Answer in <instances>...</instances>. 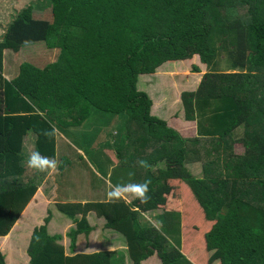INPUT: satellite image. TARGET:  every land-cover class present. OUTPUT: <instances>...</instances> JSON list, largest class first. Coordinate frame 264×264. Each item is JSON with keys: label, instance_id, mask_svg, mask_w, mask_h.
<instances>
[{"label": "trees", "instance_id": "1", "mask_svg": "<svg viewBox=\"0 0 264 264\" xmlns=\"http://www.w3.org/2000/svg\"><path fill=\"white\" fill-rule=\"evenodd\" d=\"M50 2L49 19L25 10L0 38V237L47 172L28 166L23 138H32L41 156H58L57 172L64 176L72 167L68 157L79 156L65 143L56 155L57 139L81 129L86 142L96 140V148L118 156V165L131 173L128 184L151 183L146 203L137 198L56 203L73 225L65 233L70 252L75 237L91 231L86 216L93 211L124 237L131 264L153 254L162 264H193L181 252V218L190 215L183 211L186 195L175 185L181 183L191 191L186 200H195L200 216L213 221L206 242L217 251L219 264H264V0ZM42 42L58 50L56 61L40 69L24 62L13 77H3L4 50ZM194 56L207 72L192 96L183 95L185 118L196 124L195 137L183 139L150 116L151 102L136 83L140 75ZM221 62L233 73L219 71ZM191 73L200 71L193 67ZM100 114L120 116V133L96 134L92 127ZM94 116L97 121L82 131ZM239 127L241 137L233 141ZM235 144L240 156H232ZM196 163L201 178L185 168ZM156 210L161 213L150 220L157 225L141 219ZM48 217L49 212L31 231L28 264H118L109 252L66 255L59 237L46 233Z\"/></svg>", "mask_w": 264, "mask_h": 264}, {"label": "crops", "instance_id": "2", "mask_svg": "<svg viewBox=\"0 0 264 264\" xmlns=\"http://www.w3.org/2000/svg\"><path fill=\"white\" fill-rule=\"evenodd\" d=\"M168 63L164 67H167V70L172 72L175 71L174 69L182 68L183 65L180 64H184L181 62H177L178 65L174 64V62ZM198 69L200 71L199 74H192L191 72H188L184 80H176L175 83H200L203 75L206 72L204 71V69ZM151 75L138 76L137 80L138 82L142 80V83H145L146 80H149L148 78H150ZM173 80H175V77L174 79H171L170 75L165 73L158 81H148V83H172ZM146 94H148L149 96L152 95L149 93ZM154 104L155 103L152 104V110H155V107L160 108V113L158 115L156 114L155 116H157L158 119H161L162 116H164L165 119L163 120L166 122V120H168L169 116L171 115L170 113L168 116H165V114L168 112L164 111L163 107L166 108L167 103L161 98L157 101L156 105ZM167 109L171 110V106H169ZM77 132L79 135L76 134L75 137L77 138V140L79 139L78 137H80L81 141L78 140V144L76 143L75 146L80 148L82 152L81 155H79V158L76 157L77 159L74 158L75 156H73V158L72 156H67L69 158L70 164H72L70 172L63 176L61 174H58L57 170L56 172L54 171L56 174H53L51 170H48L46 172V175L43 176L41 183L36 187L33 196L24 206L8 233L5 236L0 237V254L3 256L4 264H28V257L26 253L22 249H20V245H23V241L29 240V238H23V232L27 230V233L30 236L32 229L41 224V219L47 216V212H49V217L45 228L46 233L49 236L57 235L59 237L57 239V243L63 247L64 253L66 255L109 252L113 253V259L118 264H131V259L128 255L124 237L113 229L106 228L104 226L106 222L105 219L103 217H98L93 211L88 212L86 216L87 222L92 228L91 231L88 234L77 235L74 240L72 251L70 252L68 248L69 239L65 236V233L68 231V229L73 227V225L71 224L69 219H67L64 215L56 210V202L54 204L53 201H48L51 197L50 194L64 195L69 199H71L69 195H72L73 200H68L65 198L66 200L71 202L104 200L107 199V193L111 190L112 186L128 185L129 181L127 182V179L126 181H123V179H121L120 181L116 178V175H114L113 168H116L115 170H118L120 172L121 170H119L120 167H117L119 166V162H116L114 157L108 155L109 151L111 150L100 149L101 152L99 153L98 149L95 146H92V144H89L84 140V136V138H82V136L80 135L82 134L81 129L80 132L79 130H77ZM58 139L64 140L65 144L69 146V152L73 155V146L72 144L66 142L67 138H64V136L61 134L59 135ZM30 140L32 141V150L34 152L33 140L29 136H26L22 141L23 156L25 154L23 153V147H25L27 142ZM64 146L65 145L63 144L60 145L57 140L56 155H59L61 152H63V150H65ZM60 156H63V154ZM29 157L26 156L25 158L28 160ZM54 159L56 160L58 165V156H56ZM75 163H77L78 165H74ZM189 192L191 193V191ZM78 194L84 195V197L78 198ZM47 195L50 196L49 199ZM99 195L101 196L99 197ZM184 198L185 204H187V206L183 208L182 205H180L183 208V211L187 209L188 212H190V215H188L187 217H184L183 215L182 218V231L186 228V234H184V232H181L182 254L185 255V257L193 264H219L217 251L208 248L206 242V233L210 230L213 221L203 218L204 215L200 216L201 214H203L202 209L197 205L195 200H193L192 198L190 200H186L187 195ZM122 199L126 201L125 198ZM51 202H53V205L49 207V204ZM142 215L143 217H145V219L150 220V218L154 217V215L156 214H152L151 217H148L146 213H143L141 214V219ZM199 216L200 218L202 217L203 222L201 227L197 229L195 228V225H197L196 222ZM153 220L154 219H152V221ZM140 264L162 263L158 256L156 254H153L141 261Z\"/></svg>", "mask_w": 264, "mask_h": 264}, {"label": "rangeland", "instance_id": "3", "mask_svg": "<svg viewBox=\"0 0 264 264\" xmlns=\"http://www.w3.org/2000/svg\"><path fill=\"white\" fill-rule=\"evenodd\" d=\"M25 10H29L32 14V17L35 18H40V19H49L51 17V2L50 0H0V38L2 36V33L4 32L6 26L8 23H10L12 21V18L14 16H16L17 14H19L20 12H23ZM246 52L248 54H251L252 49L249 46H246ZM58 57V50H54V49H48L46 47V45L42 42V43H37V44H28L23 46L21 49H19L16 52H10V51H3L2 52V75L4 78H11L12 76H14L17 72V68L18 65L24 62L30 63L32 66L37 67V68H43L44 64L45 65H49L52 64L54 61H56ZM181 63L184 64H180L183 65L182 68L180 69H174L175 71H169L167 70V67H164L166 64L160 66L154 73V75H151L150 78H148L149 80H146L145 83H142V80L140 82L136 83V89L138 92L141 93H149L152 95H147L148 99L151 102V107H150V116L151 117H155L157 118V116H155L156 114L158 115L160 113V108L157 110H152V104L155 103L154 105H156L157 101L160 100L161 98L163 100H165V102L167 103L166 108L163 107V110L168 112L165 114V116H168L170 113L171 115L169 116L168 120H166V122L163 120L165 119L164 116H162V118L158 119L163 121L166 126L168 128H170L171 130L177 132L183 139H189V138H194L195 134H196V124L189 122L186 120V115L184 112V108H183V95H188V97L192 96L200 83H175L176 80H184L186 78V74L189 72H191V69L193 67L196 68H200V69H204L205 72H207L205 66H203L200 61H199V57L198 56H194L191 60H187V61H182ZM171 64V63H168ZM174 64L178 65L177 62ZM173 69V68H172ZM219 71H221L222 73H228L229 71L227 70V64H225L224 62H221L218 68ZM165 73H167L168 75H170L171 79H174L172 83H148V81H158L161 76H163ZM171 73V74H169ZM229 73H233V72H229ZM150 76V75H148ZM144 79V78H143ZM168 80V79H167ZM151 89V91H150ZM160 98V99H159ZM155 100V101H154ZM157 100V101H156ZM171 106V110H168L167 108ZM160 116V115H159ZM120 117V116H119ZM109 117V116H105V115H101L100 114V119H98L97 121V116H94L92 120H88L86 123V127L82 128V131L84 129H88V127H90L91 125L95 123V125L92 127L96 132V134L98 133L99 130L102 129V131H104L105 133H107L109 135V133L115 132H119V130L121 129V117ZM118 123L120 125H118ZM91 128V127H90ZM89 128V129H90ZM125 129L124 126H122V130ZM241 128L239 127V132H236L234 134H232V138L233 141H238V139H240L241 137ZM75 131V130H74ZM238 131V130H235ZM77 132V131H76ZM80 132V130H79ZM74 133V132H73ZM70 132V134H62L64 136V138L66 139L67 143L72 144L73 146V150L76 153V155H81V149L78 148L76 145V143L78 144V140L81 141L80 137H78L79 139L77 140V138L75 137L76 134H73ZM120 133V132H119ZM94 134V133H93ZM79 135V134H78ZM85 133H84V137H85ZM92 135V134H91ZM114 136V135H113ZM115 137V136H114ZM95 139V137H94ZM58 143L61 145H64V140L63 139H57ZM111 143H114L113 139H111ZM93 145L96 147V140H93ZM74 143V145H73ZM23 153L24 156L29 157L32 153V141H28L27 144L25 145V147H23ZM99 153L100 148H97ZM231 152H232V156H240L242 153L241 148L238 145H233L231 146ZM102 150V149H101ZM106 154V153H105ZM108 155L112 156L115 158L116 162H119V158L118 156H116L114 154L113 151H109ZM115 167V166H114ZM118 168L120 166H117ZM190 175H193L194 177L197 178H201V174H202V168L200 163H196L193 164L192 166H187L185 167ZM114 169V175H116V178L119 179L121 181V179H123V181H126V179L128 180L130 178V171L128 170H122V168L120 167L119 170H115ZM56 172V171H55ZM54 171H52V173H55ZM56 174V173H55ZM175 185L177 190L179 189V191H183L182 195H187L189 196V189L187 188V186H183V184L181 183H176ZM100 194V193H99ZM191 194V193H190ZM50 196L47 195L48 199L50 197V199L48 201H53L54 204L59 203V202H71L68 200H73L72 195H69V198H67L64 195H56V194H50ZM101 195H99L100 197ZM78 198L84 197V195L78 194L77 195ZM56 198V199H55ZM68 200H66V199ZM60 199V200H57ZM135 198H133L131 195H127L125 197L126 202H131L132 200H134ZM183 201V200H182ZM53 202H51L49 204V207H51L53 204ZM177 203V199L176 202L171 203V207H175ZM48 213V212H47ZM161 210H156L153 213L149 212L146 213V215L149 217L152 216V214H160ZM43 219H41L42 221ZM143 221H145L142 218ZM16 221V220H15ZM182 221V218H181ZM147 222V221H145ZM184 223V221H183ZM14 224V223H13ZM42 224V222H41ZM40 224V225H41ZM151 225H157V222L155 220L150 221ZM12 227V226H11ZM186 227V225H185ZM185 230L183 229L182 231V224H181V232H184L185 234ZM182 235V233H181ZM30 236L27 233V230H25L23 232V238H29ZM12 238H17V237H12ZM27 244L28 241L25 240L23 241V245H20V249H22L25 253H26V248H27Z\"/></svg>", "mask_w": 264, "mask_h": 264}, {"label": "clouds", "instance_id": "4", "mask_svg": "<svg viewBox=\"0 0 264 264\" xmlns=\"http://www.w3.org/2000/svg\"><path fill=\"white\" fill-rule=\"evenodd\" d=\"M141 76V75H140ZM53 133H46V135H53ZM28 166L30 168L38 169L41 172L44 171H56L57 162L55 159L41 156L38 152H33L28 158ZM142 166H145V162H140ZM151 183L150 180H146L140 184H128V185H115L112 186L111 190L107 193V199L111 201L125 198L127 195H131L133 198L140 199L142 203H146L149 199L147 193L149 191L148 185Z\"/></svg>", "mask_w": 264, "mask_h": 264}]
</instances>
